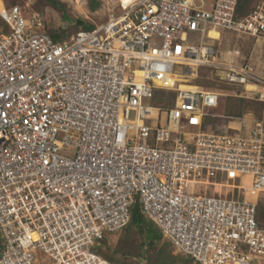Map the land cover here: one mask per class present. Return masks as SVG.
<instances>
[{
	"label": "built area",
	"instance_id": "1",
	"mask_svg": "<svg viewBox=\"0 0 264 264\" xmlns=\"http://www.w3.org/2000/svg\"><path fill=\"white\" fill-rule=\"evenodd\" d=\"M238 3L120 2L58 39L41 13L2 3L0 264H111L136 203L175 254L264 264V120L218 114L223 93L193 83L212 66L264 102V79L215 48L225 30L264 42V0Z\"/></svg>",
	"mask_w": 264,
	"mask_h": 264
},
{
	"label": "rangeland",
	"instance_id": "2",
	"mask_svg": "<svg viewBox=\"0 0 264 264\" xmlns=\"http://www.w3.org/2000/svg\"><path fill=\"white\" fill-rule=\"evenodd\" d=\"M4 1V2H3ZM66 7L69 14L65 19L62 17L60 9L54 5L49 4L47 0H0V10H2V3L6 6H12L18 4L22 8L29 11H37L44 15L47 20L48 30L55 32L61 22L64 21V26L68 29L63 32L65 37L76 32L78 28L75 27L74 17L83 19L87 23H101L107 19V16L112 10L118 11L120 0H60ZM258 0H252L251 4L257 3ZM95 3L97 7L95 10H91L90 4ZM215 48L217 50L218 59L222 62H233L236 65L239 63L250 64L253 71L257 76L264 79V42L247 37L246 35H240L235 32L223 31L219 40L216 41ZM198 77L193 83H197L205 88L218 90L223 93V104L229 109L232 106L231 115L241 110L243 114H252L258 120H264V102L257 101L250 97L238 98L234 93L240 91V89L230 86L223 82L222 70H218L212 66H201L198 68ZM186 73L191 74L190 70ZM240 93V92H238ZM252 96V94H250ZM172 94L169 92H162L159 94L158 99L169 100L171 102ZM169 97V98H168ZM226 108H221L218 112L225 114ZM227 115L228 112L226 113ZM236 116V115H235ZM260 204L264 206V195L261 198ZM263 217V215H262ZM149 219V218H148ZM264 223V220L261 219ZM131 230V229H129ZM127 232V233H126ZM160 235V232L157 231ZM138 232L133 231L130 234L127 230H124L122 234L114 238L110 245V248H106L103 253L108 256H113L117 259V262L111 261L112 264H147V257L144 254L142 258H136L134 256H124L117 252L119 246H127L133 241L137 240ZM162 247L171 250V258L176 255L171 247H168L166 239L162 237V241L159 244ZM129 249H126L128 251ZM169 252V251H168ZM180 255V254H177ZM169 257V256H167ZM170 258V257H169Z\"/></svg>",
	"mask_w": 264,
	"mask_h": 264
},
{
	"label": "trees",
	"instance_id": "3",
	"mask_svg": "<svg viewBox=\"0 0 264 264\" xmlns=\"http://www.w3.org/2000/svg\"><path fill=\"white\" fill-rule=\"evenodd\" d=\"M49 2V4L54 5L56 8L60 9L61 13H62V17L65 19L67 16H69L65 5L63 4V2H61L60 0H47ZM252 0H239L238 3V13H244L247 10H250L252 8V4H251ZM91 10H95L97 7V4L92 3L90 4ZM74 25L76 28L79 27L83 28V29H92L95 25L94 23H87L86 21L84 22V24L82 26L76 24L77 18L74 17ZM7 24L6 22L0 17V32L2 31H6L7 30ZM68 28L67 27H62L60 26L55 32H50V34L55 38H65V36L63 35V32L66 31ZM78 29V30H79ZM69 36V35H68ZM223 97V96H222ZM221 97L220 99V105L218 107V109L216 110V112L219 114L220 112H218L221 108H226L225 111V115H227L226 113L228 112V116H242L243 113L241 112L240 108L239 110L236 112V114L231 115L232 112V106L228 107L226 106V103L223 104V98ZM238 97V96H236ZM238 98H244V97H238ZM258 101V100H257ZM225 125V120L219 117H208V121L206 123V126L209 128H223V126ZM262 201V200H261ZM263 215V217H262ZM259 219L261 221V219L264 220V206L262 204L259 205ZM262 224H264L261 221ZM131 229V230H129ZM124 230H127L128 232H130V234L133 231L138 232V239L139 241L136 242L137 240L133 241L132 243L130 242V244H128L127 246H119L116 250L118 253L123 254L124 256H134L136 258H142V256L145 254L147 257V264H196L193 259L187 255H174L171 258V250L167 249L165 247H162V245L159 244L162 241V231L160 230V228L157 227V225L147 219L144 214L141 212V208L140 205L138 203H136L133 208H132V216H131V220L128 223V225L126 226V228ZM160 232L159 233L157 232ZM127 233V232H126ZM165 238V237H164ZM168 247H171V244L168 240H166ZM126 249H129L128 251H126ZM169 251V252H168ZM104 255L106 257H108L110 259V261H113L116 259L113 256H108L106 255V253H104ZM169 256V257H167ZM112 262V263H113ZM115 262H117V259L115 260ZM114 262V263H115ZM111 263V264H112Z\"/></svg>",
	"mask_w": 264,
	"mask_h": 264
},
{
	"label": "bare ground",
	"instance_id": "4",
	"mask_svg": "<svg viewBox=\"0 0 264 264\" xmlns=\"http://www.w3.org/2000/svg\"><path fill=\"white\" fill-rule=\"evenodd\" d=\"M134 0H120V2H122L123 4H125V6H127L128 4H130L131 2H133ZM214 35H216L215 32H213Z\"/></svg>",
	"mask_w": 264,
	"mask_h": 264
},
{
	"label": "water",
	"instance_id": "5",
	"mask_svg": "<svg viewBox=\"0 0 264 264\" xmlns=\"http://www.w3.org/2000/svg\"><path fill=\"white\" fill-rule=\"evenodd\" d=\"M83 22H84V21H83L82 19H79V23H80V24H83Z\"/></svg>",
	"mask_w": 264,
	"mask_h": 264
},
{
	"label": "crops",
	"instance_id": "6",
	"mask_svg": "<svg viewBox=\"0 0 264 264\" xmlns=\"http://www.w3.org/2000/svg\"><path fill=\"white\" fill-rule=\"evenodd\" d=\"M63 23H64V21H63V22H61V24H63ZM61 24H60V25H61Z\"/></svg>",
	"mask_w": 264,
	"mask_h": 264
},
{
	"label": "clouds",
	"instance_id": "7",
	"mask_svg": "<svg viewBox=\"0 0 264 264\" xmlns=\"http://www.w3.org/2000/svg\"><path fill=\"white\" fill-rule=\"evenodd\" d=\"M83 20V19H82ZM84 21V20H83ZM85 22V21H84Z\"/></svg>",
	"mask_w": 264,
	"mask_h": 264
}]
</instances>
